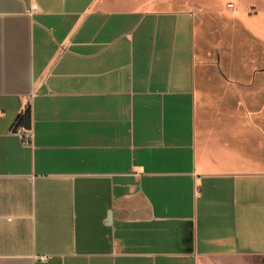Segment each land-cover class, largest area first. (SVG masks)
<instances>
[{
	"label": "crops",
	"instance_id": "crops-1",
	"mask_svg": "<svg viewBox=\"0 0 264 264\" xmlns=\"http://www.w3.org/2000/svg\"><path fill=\"white\" fill-rule=\"evenodd\" d=\"M195 1L0 0V264H264V2Z\"/></svg>",
	"mask_w": 264,
	"mask_h": 264
},
{
	"label": "rangeland",
	"instance_id": "rangeland-1",
	"mask_svg": "<svg viewBox=\"0 0 264 264\" xmlns=\"http://www.w3.org/2000/svg\"><path fill=\"white\" fill-rule=\"evenodd\" d=\"M140 1H143L147 5H159V6H164L166 4H173L172 2L174 1V4L178 5L179 7H184V8L193 7L197 10H199V8H201V6H200L201 3L198 1H195V0H140ZM243 1H244L243 3L246 4L248 1H251V0H243ZM258 1L261 2V4H263V2H264V0H258ZM212 2H214V0H212ZM216 3H217V0H216ZM214 5H216V4H214ZM227 6L231 7L232 2H228ZM209 13H214V12L211 11V12H208V14ZM238 36H239L238 40L240 41V44H242V46L244 47V50L245 49L248 50L250 48L249 37L244 33L239 34ZM251 46H252V44H251ZM259 80H260V88H261L262 84H264V74H261L259 76ZM259 97H261L260 99H262V97H264V93L259 94Z\"/></svg>",
	"mask_w": 264,
	"mask_h": 264
},
{
	"label": "built area",
	"instance_id": "built-area-1",
	"mask_svg": "<svg viewBox=\"0 0 264 264\" xmlns=\"http://www.w3.org/2000/svg\"><path fill=\"white\" fill-rule=\"evenodd\" d=\"M31 110V99L26 100L24 108L14 124V132L22 139V141H30L32 139V132L28 126L21 124V118L29 113Z\"/></svg>",
	"mask_w": 264,
	"mask_h": 264
},
{
	"label": "trees",
	"instance_id": "trees-1",
	"mask_svg": "<svg viewBox=\"0 0 264 264\" xmlns=\"http://www.w3.org/2000/svg\"><path fill=\"white\" fill-rule=\"evenodd\" d=\"M30 120H31L30 113H26V115H24V116L21 118V124L26 125V126H29V124H30Z\"/></svg>",
	"mask_w": 264,
	"mask_h": 264
}]
</instances>
